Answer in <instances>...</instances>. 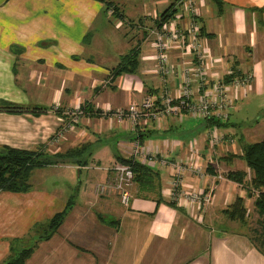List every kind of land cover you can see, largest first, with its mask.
I'll use <instances>...</instances> for the list:
<instances>
[{
    "label": "crops",
    "instance_id": "obj_1",
    "mask_svg": "<svg viewBox=\"0 0 264 264\" xmlns=\"http://www.w3.org/2000/svg\"><path fill=\"white\" fill-rule=\"evenodd\" d=\"M126 1L108 0L109 8L114 6L129 28L126 31L142 27L140 19V27L132 26L137 25L131 21L133 16L149 17L151 22L136 29L141 33L140 40L127 42L121 35L126 43L113 51L111 58L115 63L108 68V55H104L101 44L97 45L94 26L99 22L116 31L120 16L112 19L101 2L0 0V99L60 111L59 115L50 110L38 116L0 112V147L28 152L41 149L50 155L76 153L67 163L40 169L60 178L62 185L66 182L57 194L34 195L29 187L22 194L23 200H0V259L8 255L10 242L23 241L39 221H49L73 197V206L56 233L41 242L25 264H264L248 241L250 225L229 222L222 215L235 199H241L246 215L250 213L247 218L252 217V227L255 226L258 218L244 190L205 173L198 177L183 169L177 177L176 193H172L174 167L186 161L189 147L199 153L202 163L208 160L210 151L204 143L207 129L200 120L188 116H166L160 122L141 119L134 128L127 120L116 123L107 114L161 91L175 96L177 69L195 65L192 55L173 46L165 55L175 73L165 78L158 76L152 41L154 33L166 27H154L153 20L173 0H128L129 8ZM193 1L196 25L202 28L203 36L210 35L202 37L213 60L207 76L221 78L233 68L240 76L250 77L249 91L264 94V10H260L264 0H219V11L211 0ZM37 5L41 9L39 18L33 13ZM178 11H182L181 7ZM183 17L179 28L185 24ZM130 32L131 37L137 34ZM132 48L139 51L136 72L111 80L109 70ZM34 64L40 65V71L33 68ZM39 77L44 83L42 92L39 88L36 92L33 84ZM51 84L57 88H51ZM85 103H89L92 113L76 114L75 110ZM97 111L104 116L97 117ZM226 123L229 126L228 119ZM59 131L61 136L54 137ZM223 132L231 135L230 129ZM139 134L145 137L139 148L156 154L157 161L166 162L165 167L146 165L157 175L153 190L138 191L132 183L127 206L119 204L114 191L97 200V191L108 183L115 159L129 158L136 143L132 138ZM233 151L237 154L235 148L232 154ZM226 165L225 171L246 170L239 161ZM45 173L39 176L44 177ZM207 191H211L207 201L196 203L195 213H189L185 196ZM9 196L12 194H0L2 199ZM157 199L161 201L159 205L155 203ZM171 200L181 212L166 206ZM92 206L104 210L107 220L118 226L113 229L101 224L98 212L93 215ZM199 207L202 213L197 220ZM17 208H28L29 214L22 220L21 215L11 214Z\"/></svg>",
    "mask_w": 264,
    "mask_h": 264
},
{
    "label": "trees",
    "instance_id": "obj_2",
    "mask_svg": "<svg viewBox=\"0 0 264 264\" xmlns=\"http://www.w3.org/2000/svg\"><path fill=\"white\" fill-rule=\"evenodd\" d=\"M97 1L103 4V7H104L103 10L104 12H107L110 6L108 1L106 2L105 0H97ZM211 1L215 4V6L218 8V11H219L221 2L219 0H211ZM185 3H186V6L184 5ZM188 5H189L188 0L172 1L167 6V8L160 13L157 19L153 20V26L154 27L166 26L169 23V21L173 19L176 13H180L184 17H188L190 21H192L193 23H196L195 22L196 16L194 14L185 13L184 8L187 7ZM191 5L193 7L192 0H191ZM180 7L182 11L179 12L178 9ZM111 10L115 17H119V16L121 17V15L116 12L114 6H112ZM260 10H264V8ZM178 21H182V20L179 19ZM185 22H186V18H185ZM198 36H200L201 38L203 37L202 28L198 29ZM204 36L209 37L210 35H204ZM87 38L88 37L85 36L86 41H87ZM138 56H139V51L137 48H132L125 55L121 56L119 58L118 64L113 69H110L108 72V75H110L111 80L121 75H124V74H128V75L134 74L137 70ZM227 72H230V74H227ZM227 72L223 77L220 78L222 79V82L225 84L230 83L232 79L248 77V76H240L234 71L233 68H231V70ZM249 79L250 77H248V80ZM249 86H250V80H249ZM159 93L152 94L149 96H157ZM50 110L55 111L54 113H57L58 115L60 113L58 108L53 110L50 107L48 108V107H41V106L25 107L19 104H15V103L0 99V112L5 113V114L20 115V114L28 113V114L38 116ZM79 111H80L79 115H85V116H89L92 113L91 106L89 105V103H85L83 106L78 107L75 110V113H79ZM96 113H98L99 115L97 117L104 116L101 111H97ZM107 114L109 115L110 112H108ZM181 116H188V115H185L182 113L180 115L171 116V117H181ZM228 116H229V112H228L227 117L224 120H222V122H219V120H215L213 118L200 120V119L193 118L190 116L188 117H190L191 119L193 118L195 120H200L204 128L207 129L206 134H208L211 130H216L218 133L223 135V137L226 140L229 139L231 141V145H229L228 147L232 148L231 150H233L234 148H237V154L231 153L228 156L223 157L218 161L224 164L229 163L230 161H233V160L239 161L244 165L245 169L248 171L247 175L245 174V171H235V172H227L224 175H222L221 178L224 181L237 185L242 190H244L246 194V198H251V196H253L252 208L258 218V221L255 223L254 228H250L248 230V241L250 245L252 246V248L256 251V253L264 259V223H263V218H264V141L251 144V145H242L240 143L238 144L239 148L236 147L234 144L235 141H234L233 136L227 135L223 132V130L229 129V126L226 123ZM141 138H145V137L139 134L138 136L137 135L133 136L132 141L136 142L138 146H141ZM204 143L206 145L205 137H204ZM219 148L220 150H222V147H219ZM75 154L76 153L74 151H67L63 154H51L50 155L46 153L45 151L43 152L41 149L28 152V151H19L15 149H10L7 147H0V194H12V195L26 194L29 191L28 180H29L30 174L33 171L67 163L68 161L72 160L73 155ZM214 154L215 153L213 150V153L211 154L212 159H214L213 158ZM155 158L157 160L156 154H155ZM115 163L124 165L131 170L132 175H133L132 183L137 187L138 191L143 190L145 193H150L153 190V183L156 180L157 175L155 172L151 171V169L147 168L144 165L139 164L133 158H126V159L123 158L122 159L120 157H117L115 159ZM204 173L209 176L213 175L212 170L208 167L204 170ZM247 176H248V180L246 183H244V179ZM200 194H204V193H200ZM199 199L201 201L202 196L199 197ZM155 203L156 205H159L161 201L157 199L155 200ZM165 204L167 207L177 212L182 211L180 208H177L176 202L173 200ZM72 206H73V197H70V199L66 202V205L64 206L62 211L53 215L52 218L43 225V227L34 226L30 232L35 233L37 227L41 228L42 230L38 232L37 234L35 233L36 235L34 234L28 237L29 239L33 240V243L30 247L16 250L17 246L22 244L21 243L22 241L10 242L9 249H8V256L5 258V261H3L1 264H25L27 260L32 256L33 252L36 250L37 246L41 242H46L53 237V235L56 233L59 226L64 221L67 214L70 212ZM193 213H195V211H193ZM201 213H202V207H199L197 216H196L197 220H200ZM222 215L229 222H235L240 225H243L245 222L244 218L246 216V213L243 209L242 200L235 199L232 202V204L229 205L222 212ZM103 220L104 219H98V221L101 224L106 225L109 228L115 229V226H118L117 222L111 221L110 219H108L107 222Z\"/></svg>",
    "mask_w": 264,
    "mask_h": 264
},
{
    "label": "built area",
    "instance_id": "obj_3",
    "mask_svg": "<svg viewBox=\"0 0 264 264\" xmlns=\"http://www.w3.org/2000/svg\"><path fill=\"white\" fill-rule=\"evenodd\" d=\"M188 4L187 7H185L186 3L184 4L185 13L194 14L195 11L191 5V0H188ZM182 16V14L176 13L173 19L164 26L166 29L160 33H154L155 39L152 41L154 53L152 59L155 62V72L162 78L172 76L175 73V67L168 62L165 55L166 50L173 46L192 55L195 65L193 67L177 69L178 82L175 96L161 91L157 96H147L137 104H129L125 109H118L109 114L116 123H122L124 120H127L134 127L141 119H152L155 122H160L166 116H177L182 113L200 120L213 118L222 122L227 117L229 110L233 107L236 100H238L239 94L244 93L250 87L248 77L232 79L230 83L225 84L220 78L207 76V71L210 70L213 60L203 39L198 37L199 28L196 23L185 17V24L181 28L178 27V20ZM227 74H230V72H227ZM193 85H195V89H193ZM76 114H80V111ZM61 134L62 132H59L56 138L59 135L61 136ZM205 142L210 151L207 161L202 163L198 152L192 146L188 148L186 161L174 167L175 173L170 183L172 193H176L175 190L179 186L177 177L183 171H188L195 176L201 177L204 170L208 167L212 170V177L214 179L223 180L215 172L217 166L211 158V154L214 149L222 145H231V141L229 139L226 140L216 130H211L205 135ZM129 158L135 159L139 164L144 166L157 164L159 167H165L166 165V162L163 160L157 161L155 154H150L140 149L137 143H134L131 147ZM109 172L112 175L111 181L109 184L104 185L100 189V192L103 189L115 191L121 205L127 206L129 202L128 190L132 186L133 179L131 170L124 165L115 163L109 169ZM179 194L177 195L179 196ZM210 195L211 191H207L205 194L196 193L185 196L188 201L186 207L189 210L188 212L193 213L195 211L194 205L196 203L199 204V197L202 196V200L206 202Z\"/></svg>",
    "mask_w": 264,
    "mask_h": 264
},
{
    "label": "rangeland",
    "instance_id": "obj_4",
    "mask_svg": "<svg viewBox=\"0 0 264 264\" xmlns=\"http://www.w3.org/2000/svg\"><path fill=\"white\" fill-rule=\"evenodd\" d=\"M106 1H108V0H106ZM112 1L122 2L123 0H110V2H112ZM127 1L125 3L126 7H128ZM192 2L194 4L193 0H192ZM119 4H121V3H119ZM130 6H133V5H130ZM118 7H120V5H118ZM36 8H37L36 10H33V13H36L37 14L36 16L39 18L41 15V9L39 8V5H37ZM152 9H151V11H152ZM193 9H194V6H193ZM151 11H148V12L152 14ZM107 13H108V16H110L111 18L112 17L116 18L114 15H111V8H108ZM131 14H133V13H131ZM118 19L116 20V22H117L116 26L117 27L119 26L118 27L119 29H117L116 31H114L113 28H111V27L104 26L103 24H99V22L96 23V25L94 26V30H96L95 40L97 41V45L101 44L103 46V48L105 49L104 55L105 54L108 55V59L105 60V63H106L105 65L108 66V68L113 67L114 63H115L114 62L115 60L112 61V58H111L113 51L115 49L118 50L120 47H122L123 43H126V40H122V36L127 38V42H129V40L130 41L133 40L134 38H139V40H140L141 33H137L136 29L141 30L144 27L143 24H148L149 22H151L149 17H145V16L142 17V16H138V15L136 17L135 16L131 17L132 22H137V25L132 24L133 27H136V26L140 27L142 24V27H140V28L136 27V28H133L132 30H130V31H134L137 33V34H135V37H133V36L131 37V32L129 30L126 31V29H129V28L125 27L127 25H125V22L123 24V22H122L123 19L122 18L120 19L121 22L118 21ZM138 19L141 20V24H139ZM118 22H120V23H118ZM198 37L200 38V36H198ZM131 46H133V45H131ZM33 68L38 69L40 71V65L34 64ZM262 71L264 74V66H262ZM132 75H134V74H132ZM51 80L52 79H50V81ZM33 84H34V87L36 88L35 91L37 92L38 88H39L38 91H41V85L44 83L43 82L41 83V79L39 77L38 80L35 81ZM45 85H46L45 88H48L47 82H45ZM55 87H56L55 84H51V88H55ZM23 88L26 89V86H24ZM233 107H234V109H233ZM233 107L229 110L228 123H229V129L231 131L230 134L233 136V138L235 140V142H234L235 146L239 147L238 144H240V143L242 145H248V144L251 145V144H255V143L264 141V94H260L257 90L254 91L252 89L251 91H249V89H247L243 93V95L241 96V99L236 100ZM199 129H200V127H199ZM172 138H174V137H172ZM228 146L229 145H226V146L222 145L221 146L222 150H220L219 147H218L219 149L218 148L214 149L215 154L213 155V158H214L213 161H215L216 166H217V169L215 170V172L220 176L229 172V171H225V169H224L228 166L226 164L221 165L220 161H218L221 158L226 157L229 154H231L232 148H229ZM235 151H237V148H235ZM233 154H234V151H233ZM221 155L223 157H221ZM244 168L245 167H243V169ZM44 173L45 172L43 170H36V171H33L31 173L32 176H31L30 180L28 181V185H30L29 187H30V193L31 194L34 193V195H41V194L42 195H45V194L46 195L47 194L52 195V194H57L62 188L63 189L65 188L66 182L64 180H63L64 183L62 185L60 178H58L56 176H51V174L46 175L47 172L45 173L44 177L39 176L40 174H44ZM247 173H248V171L245 170L246 175H247ZM111 178H112V175L109 173L108 184L110 183ZM247 180H248V176L244 179V183H246ZM105 184H107V183H105ZM108 191H113V190L103 189L101 192L97 191V195H96L97 198L96 199L102 200L103 198L108 197ZM129 192L131 193V188L129 189L128 193ZM4 195H9V194H4ZM23 197H24L23 195H12V196H9V198H3V199L0 198V200H2V201H6V200H10V199L23 200L24 199ZM250 199H251L250 204H252L253 196H251ZM118 201H119V204L121 205L119 199H118ZM242 202H243V200H242ZM250 204H249L248 208L246 209V211L250 208ZM243 207H244V202H243ZM28 211H30V209H28V208H27V210L25 208H17V209H15V212L11 213V214L21 215L22 216L21 219L23 220L29 214ZM97 212H98L99 219H104L105 221H107V218L104 215V213H105L104 210L98 208L97 206H92L93 215H95V213H97ZM249 214L250 213H248V216H249ZM248 216L246 215L244 218L245 219V225H248V227L250 225V228H254V227H252L253 226L252 217H251V219L250 218L248 219L247 218ZM1 220H3V219L1 218ZM39 222L40 223H38V225H36V226L43 227V225L45 224V221H39ZM41 230H42L41 228L37 227L35 233L37 234ZM35 233L30 232L29 235L23 239V241L21 242L22 244L17 246L16 250H20V249L30 247L33 243V240L29 239L28 237L34 235ZM6 257H4L3 259H0V264L3 261H5Z\"/></svg>",
    "mask_w": 264,
    "mask_h": 264
}]
</instances>
